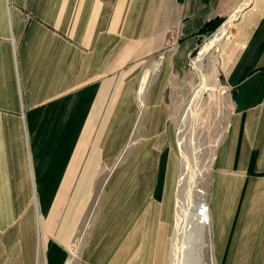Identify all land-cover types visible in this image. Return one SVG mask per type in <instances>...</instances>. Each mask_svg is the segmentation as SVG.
Instances as JSON below:
<instances>
[{
	"label": "crops",
	"instance_id": "0c3cea01",
	"mask_svg": "<svg viewBox=\"0 0 264 264\" xmlns=\"http://www.w3.org/2000/svg\"><path fill=\"white\" fill-rule=\"evenodd\" d=\"M245 2L0 0V264H173L172 95L194 84L200 30ZM246 9L219 68L213 264H264V0Z\"/></svg>",
	"mask_w": 264,
	"mask_h": 264
},
{
	"label": "bare ground",
	"instance_id": "6f19581e",
	"mask_svg": "<svg viewBox=\"0 0 264 264\" xmlns=\"http://www.w3.org/2000/svg\"><path fill=\"white\" fill-rule=\"evenodd\" d=\"M253 1L246 0L243 7L228 19L214 35V38L205 45L201 56L193 62L199 73L200 82L187 102V106L181 117V127L179 130V145L183 159L177 193V215L172 247L173 264H196V261L199 263V259L201 264H205L203 263V252L205 250L209 251L210 264H213L207 199L202 192L198 191L195 181L191 180L189 175V170L193 167L191 153L187 147L188 145L185 147V144H189L187 143L188 132L191 130V122L203 100L204 93L208 92L212 87L207 78V73L213 70L214 54L222 40L228 37V30L233 19L246 8L250 7ZM206 60L209 61V66L207 67L205 65ZM144 85H147V80ZM145 92L146 87H141L139 94L144 95ZM207 235L208 240L206 239Z\"/></svg>",
	"mask_w": 264,
	"mask_h": 264
},
{
	"label": "rangeland",
	"instance_id": "374dc122",
	"mask_svg": "<svg viewBox=\"0 0 264 264\" xmlns=\"http://www.w3.org/2000/svg\"><path fill=\"white\" fill-rule=\"evenodd\" d=\"M259 2L260 0H256V3ZM244 11L242 12V14L244 13ZM247 13V15L255 14V8L252 10L249 9ZM242 19L243 15L241 14L233 19L228 30V34L229 32H231V36H234V34L237 33L239 24H241ZM216 32L217 31L207 37V39L202 43V45L196 50V52L191 56V59L188 61V70L189 73L191 71V77L194 84L188 85L187 93L185 95L186 97L183 98L184 94L179 90V88H177V91H175L172 95V104L177 118L178 138L179 130L181 127L180 119L182 116V112L179 108V102H188L200 82V79L198 77L199 73L197 74L198 71H195V66H193L192 63L201 56L203 48L207 43L210 42L211 39L214 38ZM223 41L224 39L222 40V42ZM222 42V46L220 44L221 48L214 54L215 59L213 60V70L207 73V78L212 87L208 92L204 93L203 100L201 101V104L197 112L195 113V116L193 117V121L191 122V130L188 132L187 143L189 144H185V147L188 145L187 147L190 150L192 160L191 163L193 166L189 170V175L191 177V180L195 181V186H197L198 191L202 192L206 197L212 162L214 160L217 147L226 132L229 119L232 115L230 95L228 93V90L226 89V85L224 84L222 77L219 75V68L221 69L222 63L225 62V58L228 57L229 52L232 50V48L234 49L236 45L234 43L233 37L227 41H224L223 43ZM163 61L164 60L161 59L156 60V62L159 63H162ZM205 65L206 67L209 66L208 60L205 61ZM142 77L143 75L141 76V79ZM152 81L153 79L151 80V83ZM178 146L181 152L179 143ZM181 157L183 159L182 152ZM206 239L208 240V235L206 236ZM203 254V263L210 264L209 251L205 250ZM198 261L199 263H197L196 261V264H201L200 259Z\"/></svg>",
	"mask_w": 264,
	"mask_h": 264
},
{
	"label": "trees",
	"instance_id": "16d2710c",
	"mask_svg": "<svg viewBox=\"0 0 264 264\" xmlns=\"http://www.w3.org/2000/svg\"><path fill=\"white\" fill-rule=\"evenodd\" d=\"M219 22L217 21H212L210 23H207L201 30L200 33L203 35H212L218 28ZM221 24V23H220Z\"/></svg>",
	"mask_w": 264,
	"mask_h": 264
},
{
	"label": "water",
	"instance_id": "95a60500",
	"mask_svg": "<svg viewBox=\"0 0 264 264\" xmlns=\"http://www.w3.org/2000/svg\"><path fill=\"white\" fill-rule=\"evenodd\" d=\"M224 24H225V23H223L222 26H223ZM222 26H221V27H222ZM221 27H219L216 31H218Z\"/></svg>",
	"mask_w": 264,
	"mask_h": 264
},
{
	"label": "built area",
	"instance_id": "2783aa9c",
	"mask_svg": "<svg viewBox=\"0 0 264 264\" xmlns=\"http://www.w3.org/2000/svg\"><path fill=\"white\" fill-rule=\"evenodd\" d=\"M207 203V202H206Z\"/></svg>",
	"mask_w": 264,
	"mask_h": 264
}]
</instances>
